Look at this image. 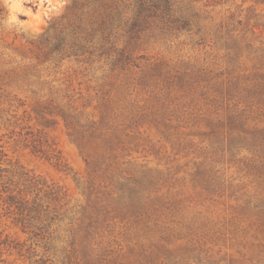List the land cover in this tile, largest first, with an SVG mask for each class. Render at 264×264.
<instances>
[{
	"label": "rangeland",
	"instance_id": "1",
	"mask_svg": "<svg viewBox=\"0 0 264 264\" xmlns=\"http://www.w3.org/2000/svg\"><path fill=\"white\" fill-rule=\"evenodd\" d=\"M0 264H264V0H0Z\"/></svg>",
	"mask_w": 264,
	"mask_h": 264
}]
</instances>
